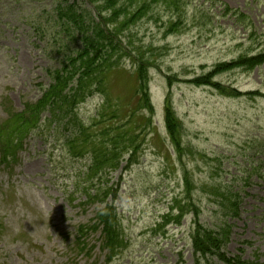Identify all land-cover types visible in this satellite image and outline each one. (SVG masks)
I'll return each mask as SVG.
<instances>
[{"label":"rangeland","instance_id":"rangeland-1","mask_svg":"<svg viewBox=\"0 0 264 264\" xmlns=\"http://www.w3.org/2000/svg\"><path fill=\"white\" fill-rule=\"evenodd\" d=\"M198 1L195 3L200 7ZM216 1L247 15L246 25L258 35L256 41H248L246 25L223 19H215L217 25L209 31L185 27L167 36L168 18L160 4L154 6V12L162 10L159 20L146 16L128 31L113 23L121 43L145 65H151L150 94L157 114L154 125L162 138H167L163 109L170 92L186 128L184 140L195 153L185 156L183 167L175 157L171 161L162 157L165 147L149 130L139 136L146 144L139 162L120 182L116 204L128 245L110 264H194L188 244L191 218L184 221L183 228L172 227L164 240L149 232L181 193L184 168L200 183L195 199L203 210L201 222L214 228L232 226L228 254L254 263L258 256L259 264H264V100L226 98L181 80L207 73L214 65L240 55L262 51L264 0ZM49 5L50 0H0V124L11 111L20 113L27 103L38 101L39 85L49 82L47 72L58 67L61 56L70 51L63 37L49 39L56 30L46 24L37 31L38 25L29 20L33 11ZM213 13L219 15L211 10ZM118 64L122 68L106 72L112 86L111 106L101 112V99L95 96L80 108V118L89 122L95 134H121L134 121L127 111L138 105L135 92L139 83L125 72L134 69L130 60L122 59ZM167 75L182 77L181 82L169 89ZM218 79L243 92L264 93V66L250 74L229 73ZM117 126L120 131L115 130ZM53 134L45 130L31 137L16 162L9 165L0 156V264H105L107 250L102 249L104 235L100 231L86 240L85 250L79 246L78 227L91 222L95 209L85 213L69 203L63 181L64 168L72 162L64 159ZM196 151L207 158L200 160ZM74 165L80 162L76 160ZM118 178L119 172L112 182ZM205 183L240 192V217L227 219L224 207L215 204L207 189L202 190Z\"/></svg>","mask_w":264,"mask_h":264},{"label":"trees","instance_id":"trees-1","mask_svg":"<svg viewBox=\"0 0 264 264\" xmlns=\"http://www.w3.org/2000/svg\"><path fill=\"white\" fill-rule=\"evenodd\" d=\"M102 5V9L109 11V13H111V20L113 23H117L119 25V29L124 28L125 30L129 29L130 25H133L135 22L139 21L142 16L147 15L149 10L153 7L154 4H156V2L158 0H98ZM181 0H160L162 5H165L167 7V11L170 12V15H172L173 17L172 19V23L169 26V30L172 31H176L177 28H179L182 24L183 21L187 20V14L182 12V7L181 6ZM187 1V0H186ZM218 3L214 0H210V7H214L216 6ZM224 13H227L225 15V17L231 15L232 19L235 22H243L246 17L245 15H242L241 13L237 12V11H230L228 10L226 7L223 9ZM124 14L123 20H120V18L122 17V15ZM196 15V14H195ZM196 17V16H195ZM197 19V17H196ZM199 20L202 22H207L206 26H208V21L205 19H202V17L199 18ZM198 20V21H199ZM199 21V22H200ZM212 20H210L209 22L211 23ZM72 22L74 23V25H78V22L75 18L72 19ZM79 30H83L82 27L79 28ZM89 40V39H88ZM89 46L93 47V44H89ZM88 55H90V51L89 50H85L83 51L82 54L78 55V59L82 60V67L84 68V73L81 76L80 80H79V90L76 94L72 95H66V99L68 102H70L71 104H76V100H78L79 97L84 96V92L82 90L85 89V84L86 83H91L92 82V76L91 74H93L95 76L96 72L99 70V66H96L95 62L97 60V55L94 54L93 57L88 58ZM245 60V65L243 66H247L248 70H252L255 66L260 65L262 62L264 63V56L263 58L260 57L258 59H252V60ZM59 82V80H57V83ZM61 85V83L59 82V84L57 86ZM57 86L52 85L51 86V90L53 89L54 92L57 91ZM51 90H48L49 92ZM46 92L45 94V100L46 97L48 95L49 92ZM51 94L53 95V93L51 92ZM145 94H143L144 96ZM45 100H42L38 103L37 106L34 107H28L26 114L24 115H30L31 119L30 121H25L24 124H29V126L33 125V118H34V113L36 112V109H41L42 105L44 103ZM141 103L143 104V106H147L148 105V100L147 97L145 96L142 100ZM20 119L23 120V115H19ZM168 130L169 133H171V135L173 136V138H176V134H177V130H175V126L174 123L171 119V116H168ZM18 123V121H17ZM177 128V126H176ZM175 130V131H174ZM20 131V129L17 127L16 130L13 132V135L17 134ZM121 141V138L116 137V139L113 140V145H114V151L117 152L118 149V145ZM11 145H13V143H11ZM133 140L130 139L129 144L124 146V149L128 148V147H133ZM17 147V145H16ZM7 151V150H6ZM103 162V161H101ZM103 169V168H101ZM95 174L97 175L98 172H95ZM101 223L105 224L106 227V232L108 235V247L110 250V254L113 255L114 254V242H115V238L117 237L115 235V233H113L110 230V223H109V217L106 219V217H104V214L101 215ZM80 233L82 235H85V231L83 228L80 229ZM207 234V235H206ZM223 239H220L218 234L212 231H208L204 232L203 235H201L200 233L195 237V249L197 252L201 253L202 255H205L209 252H212L211 254H217L219 257L221 258H225L224 255H222L220 253V249H221V245H222V241Z\"/></svg>","mask_w":264,"mask_h":264}]
</instances>
